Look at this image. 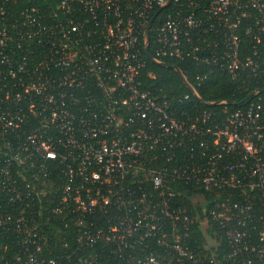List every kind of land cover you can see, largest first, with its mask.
I'll use <instances>...</instances> for the list:
<instances>
[{"label": "built area", "instance_id": "1", "mask_svg": "<svg viewBox=\"0 0 264 264\" xmlns=\"http://www.w3.org/2000/svg\"><path fill=\"white\" fill-rule=\"evenodd\" d=\"M16 1L0 0V241L17 246L0 264H264V0L12 16ZM147 61L190 65L192 84L175 68L200 107L144 89ZM212 70L253 81L248 98L202 101ZM49 225L74 246L52 250Z\"/></svg>", "mask_w": 264, "mask_h": 264}, {"label": "trees", "instance_id": "2", "mask_svg": "<svg viewBox=\"0 0 264 264\" xmlns=\"http://www.w3.org/2000/svg\"><path fill=\"white\" fill-rule=\"evenodd\" d=\"M45 2L46 0H17L14 4L8 5L7 10L12 16H17L20 10L28 6H35L42 11L46 8ZM257 49L258 59H260L262 67H264V38H262L261 42L258 44ZM239 53L242 57L248 55L250 56V45L248 43V38H242L239 44ZM247 53L248 55H246ZM175 67L182 72L187 83L192 84L188 72L191 66L186 65V69H184V67L182 68L180 64L176 63L175 61H167L162 65L153 64L147 61L145 68L139 75V80L142 83L144 89L149 91L159 90L161 92H165L171 100H175L182 94H189L183 82L174 71ZM253 83L254 82L251 80L248 82H242L241 80H230L225 74L212 70L203 84H201V86L195 90L200 99L204 102L227 101L232 103L231 107H236L243 99L248 98L249 92H244V88L250 89V87H253ZM260 95L264 97V91H261ZM188 102H193L200 107L197 101L190 94ZM213 108H216V106ZM44 229L48 232V235H51L52 238V241L46 244H48L55 252H58L60 248L64 249L62 245H66L67 248H72L74 246V243L71 241V236H65L70 234L68 231L69 229L64 230V236L60 233L61 229L56 225H49L44 227ZM191 236H193V240L190 243L191 245L197 244L200 242V239H202L201 234L198 232L192 231ZM3 248L6 249L5 260H9L12 255L11 253L16 250L17 246L12 243L0 241V253L2 252L1 250ZM105 259L111 260V257L106 254ZM59 263L62 264L63 261L60 260Z\"/></svg>", "mask_w": 264, "mask_h": 264}, {"label": "water", "instance_id": "3", "mask_svg": "<svg viewBox=\"0 0 264 264\" xmlns=\"http://www.w3.org/2000/svg\"><path fill=\"white\" fill-rule=\"evenodd\" d=\"M174 71L177 73L178 77L181 79V81H182V82L184 83V85H185V81L183 80V78H182L181 74L179 73V71H178L176 68H174Z\"/></svg>", "mask_w": 264, "mask_h": 264}]
</instances>
